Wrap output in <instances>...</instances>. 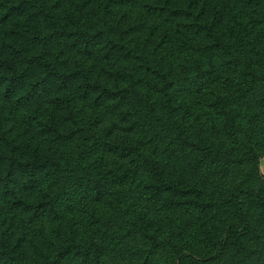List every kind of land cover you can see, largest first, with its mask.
Returning <instances> with one entry per match:
<instances>
[{
    "label": "trees",
    "instance_id": "obj_1",
    "mask_svg": "<svg viewBox=\"0 0 264 264\" xmlns=\"http://www.w3.org/2000/svg\"><path fill=\"white\" fill-rule=\"evenodd\" d=\"M198 2L0 0V264H106L128 239L129 264L242 249L247 212L264 208V151L192 142L210 164L250 165L253 181L201 203L230 204L227 216L185 226L200 188L181 187L154 146L199 104L237 144L264 135V0Z\"/></svg>",
    "mask_w": 264,
    "mask_h": 264
},
{
    "label": "rangeland",
    "instance_id": "obj_2",
    "mask_svg": "<svg viewBox=\"0 0 264 264\" xmlns=\"http://www.w3.org/2000/svg\"><path fill=\"white\" fill-rule=\"evenodd\" d=\"M199 3L200 0L198 4ZM244 6L242 5L240 8ZM245 8L248 10L251 7ZM263 8L264 7H261L259 11ZM212 11L213 10H209V13L206 14V20L211 19ZM142 19L150 21L152 18L144 14ZM257 23L258 26L261 25L264 27V15ZM225 24L226 20L221 17L216 28L222 29ZM154 33L155 32L152 31V35H154ZM216 57L219 56L217 55ZM251 97L252 95L250 98ZM240 98L243 100L246 99L244 96H240ZM251 100L254 101L252 98ZM184 101L191 104V96L188 95L185 97ZM185 109H187V104L183 105V110L185 111ZM192 112V116L188 113V115L183 118V131L180 135L165 131L160 133L157 136V140L154 142V146L160 157L164 159L170 170L177 175L181 181L180 186L182 187L189 184L197 185L200 188V197L195 200L198 204L195 202L194 209L190 208V205L187 204V206L189 205L188 209L184 210L182 213L181 221L185 226L190 224L196 226L198 221H200L198 217L204 212H217L222 216H227L232 210L230 204H221L212 208L204 207V209H202L201 203L208 200L210 195L215 191H221L223 193L231 190L238 184H251L253 181V173L250 165H234L227 162L210 164V162L202 158L201 154H203V152L200 151V153L195 149L192 142L199 145L209 143L214 147L222 144L224 149L228 148L227 150L233 147L244 149L245 145H250L251 148L253 146L257 150L264 151V135L256 142L257 144L251 141L249 142L247 138H245L243 143L237 144L236 141H240L239 139L235 137L230 138L226 135V132L219 131L220 128L222 129L225 126V121H219L214 116L215 114L213 115L206 106L201 104L194 106ZM108 120H106L107 123H111L108 122ZM238 137L244 138L242 135H238ZM176 152L180 155L175 156V160L170 161V156H173ZM194 159L196 163L193 168H190V163ZM258 169L264 177V156L258 161ZM170 197H173V195ZM181 201L185 202L184 197H181ZM146 206L145 209L148 216L157 218L159 214L153 210V207L150 205ZM246 216L250 226V232L243 238L242 249L239 251L232 248L227 249L228 253H226L222 260L213 264H258L264 261V208L252 206ZM138 246V239L126 240L122 248L121 256L113 260L106 258V264H129V262L138 257ZM160 253L163 255H157L156 259L158 260V264H163L166 254L164 252Z\"/></svg>",
    "mask_w": 264,
    "mask_h": 264
}]
</instances>
